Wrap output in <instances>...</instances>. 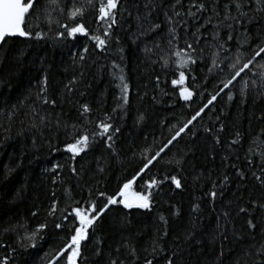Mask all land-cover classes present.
I'll use <instances>...</instances> for the list:
<instances>
[{
  "label": "snow or ice",
  "instance_id": "obj_1",
  "mask_svg": "<svg viewBox=\"0 0 264 264\" xmlns=\"http://www.w3.org/2000/svg\"><path fill=\"white\" fill-rule=\"evenodd\" d=\"M78 37L91 47L70 49ZM17 38L67 50L69 63L58 79L41 57L36 85L0 101V157L13 147L3 178L25 161L68 158L41 168L27 215L0 227V264H264V0H0V93L11 88L4 53ZM130 48L144 69L137 86L125 73ZM104 73L119 93L101 111L103 97H87L89 77ZM168 73L178 75L175 102ZM179 100L190 115L174 114ZM189 175L185 216L171 197ZM113 209L127 211L113 215L119 237L109 243ZM134 209L155 213L147 244L128 232Z\"/></svg>",
  "mask_w": 264,
  "mask_h": 264
},
{
  "label": "trees",
  "instance_id": "obj_2",
  "mask_svg": "<svg viewBox=\"0 0 264 264\" xmlns=\"http://www.w3.org/2000/svg\"><path fill=\"white\" fill-rule=\"evenodd\" d=\"M62 19V18H61ZM75 47L70 44L69 48L73 50L80 49L82 46H89L90 42L86 37H78L74 42ZM22 50L26 52L27 55H24L21 60H16L15 57L18 55L17 50ZM6 63L4 66V72L10 75V84L11 88H5L2 93H0V101L7 100L9 102L15 101L16 97L23 93L25 89H28L30 86L36 85L37 77L39 76V60L41 57H48L51 63L54 64L53 75L58 79H65L66 75L63 73V67L67 66L69 63L68 56L69 53L67 50L53 52L50 45L37 44L35 46L31 44H25L23 39H10L8 41L6 52ZM141 53L135 48H130L127 52L125 64V73L129 80V83L133 86L140 84L141 77L143 74V64L140 60ZM169 81L168 89L169 91H174L175 94L171 97V101L175 102L178 97V86L172 85L170 81L172 79H177V76H173L171 73L167 74ZM89 81L92 83V89L89 92L87 99L90 103L97 104L101 97H103L104 105L101 111L104 109H110L113 106L116 95L119 93V89L116 87L118 81L113 80V78L108 74L104 73L102 79L93 80L89 77ZM190 84V81H189ZM211 91V89H209ZM135 88L133 90L131 102L139 107V101L135 100ZM195 99V98H194ZM185 102L182 100L178 101L175 115L180 116L181 113L184 116L190 115L188 109L182 108V105ZM201 101L196 100L192 105L193 109L199 106ZM237 109H233V115H235ZM170 114V113H165ZM183 119V116L180 117ZM131 124V119H129V125ZM62 147V144H61ZM13 151V147L10 145L8 149L3 153V156L0 157V227L6 226L7 223L19 218L26 216L28 209L32 205V197L34 193L39 191V185L36 183V177L39 175L42 167H50L55 162L63 163L68 157L67 154L55 153L50 158L42 159L40 161L34 162L31 165L25 161V166L23 168L17 169L8 179H4V164L8 163L9 153ZM15 163V161H13ZM198 169L203 170L205 168L212 169L216 168L220 161L219 158L215 162H209L204 159H200L197 162ZM124 179V174H117L114 177L110 176L109 179L105 182L108 194L114 193L118 186L119 182ZM28 183L29 187L25 193V199L19 201L16 204H11L13 196L17 189H20L25 183ZM139 184V181L137 182ZM188 184V190L184 193H179L171 197V202H175L178 205L182 206L185 216L187 215L189 204L192 201L193 193L196 189L192 186V176L189 175L188 179L185 181ZM204 188L207 185H203ZM142 190V189H137ZM168 199V197H165ZM163 210V209H161ZM127 210L121 209L119 212H116L115 209L111 213L107 214L108 219L105 221L106 231L108 233L109 243L118 239L119 232L118 221L113 220V215L117 217H122L123 212ZM133 216L131 217V225L128 229L129 233L138 234V242L140 244H147L148 240L152 236V225L155 221V213H145L143 210L134 209ZM165 215L167 212L165 211ZM214 219V218H213ZM211 222V221H210ZM5 240L10 239L9 236L4 237ZM48 243H45L44 250H47ZM55 245L53 244V248Z\"/></svg>",
  "mask_w": 264,
  "mask_h": 264
}]
</instances>
